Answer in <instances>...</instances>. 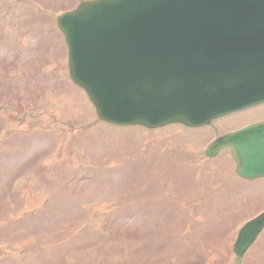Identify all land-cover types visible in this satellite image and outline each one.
<instances>
[{
    "label": "rangeland",
    "instance_id": "374dc122",
    "mask_svg": "<svg viewBox=\"0 0 264 264\" xmlns=\"http://www.w3.org/2000/svg\"><path fill=\"white\" fill-rule=\"evenodd\" d=\"M81 1L0 0V264H264V227L232 252L264 179L206 158L211 128L96 119L56 27Z\"/></svg>",
    "mask_w": 264,
    "mask_h": 264
},
{
    "label": "water",
    "instance_id": "95a60500",
    "mask_svg": "<svg viewBox=\"0 0 264 264\" xmlns=\"http://www.w3.org/2000/svg\"><path fill=\"white\" fill-rule=\"evenodd\" d=\"M57 25L71 80L85 91L99 119L119 124L191 125L203 112L224 111L219 101H234L233 90L221 98L225 84H237L241 75L228 69V61L242 54L230 44L232 49L217 57L224 39L216 38L225 32L254 35L263 38L257 51L264 50V0H95L62 14ZM187 35L200 39L186 40ZM245 99L251 103L255 97ZM223 140L239 173L264 176V147L250 150L247 142ZM218 146L213 143L206 154L212 156ZM263 225L264 213L240 229L233 247L238 258Z\"/></svg>",
    "mask_w": 264,
    "mask_h": 264
}]
</instances>
